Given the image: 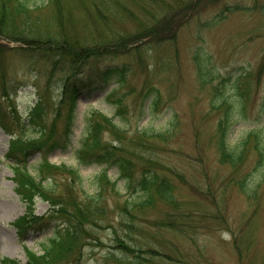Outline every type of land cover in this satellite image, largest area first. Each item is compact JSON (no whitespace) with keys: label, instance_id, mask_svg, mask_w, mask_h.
Returning <instances> with one entry per match:
<instances>
[{"label":"rangeland","instance_id":"rangeland-1","mask_svg":"<svg viewBox=\"0 0 264 264\" xmlns=\"http://www.w3.org/2000/svg\"><path fill=\"white\" fill-rule=\"evenodd\" d=\"M22 1L29 12L0 28V264L25 263L27 251L40 254L41 243L64 226L40 198L32 216L39 219L16 224L26 213L14 181L24 156H9L10 144L36 140L40 126L41 149L29 148L24 167L33 176L43 159L65 167L40 175L50 197L73 216L78 206L91 207L94 218L80 232L78 259L69 256L67 264H132L121 245L144 250L148 264H264V177L255 171L254 140L231 166L221 160L217 132L222 94L233 118L229 147L252 129L264 144V0ZM161 26L167 29L150 33ZM47 40L53 50L35 44ZM65 41L76 60L56 52ZM199 65L210 72L204 83ZM115 67L127 69L124 82L104 83L102 72ZM222 78L229 82L221 85ZM72 84L80 89L66 132L61 92ZM119 98L123 115L114 104ZM35 104L41 125L31 118ZM93 112L121 129L103 130L101 140L121 149L133 181L144 173L166 179L172 204L158 197L128 214L123 208L140 194L134 184L116 181L113 165L77 159ZM53 141L59 146L48 150ZM102 173L108 182L98 180ZM250 176L253 198L238 185Z\"/></svg>","mask_w":264,"mask_h":264},{"label":"trees","instance_id":"trees-1","mask_svg":"<svg viewBox=\"0 0 264 264\" xmlns=\"http://www.w3.org/2000/svg\"><path fill=\"white\" fill-rule=\"evenodd\" d=\"M48 1L52 3V0ZM56 6H59V4H56ZM27 7V3L22 0H0V28L1 26H4L5 21L9 20L13 15H21L29 12ZM166 29L167 26H161L153 29L152 31H150V33L155 34L161 30ZM35 44H44L49 50H53L55 47L52 40H47L43 43L36 42ZM56 52L60 55L71 54L70 56H72V58H75L73 57L71 49L66 41L60 44V48H58ZM199 55L200 54L198 51L195 54V59H197L200 64L201 58ZM74 60H76V58ZM126 71V68H107L102 72V80L104 83H108L109 80L116 78V84L121 85L124 82ZM209 74L210 72L208 73L207 71H205L202 65L198 66V78L201 80V82H206L207 76H209ZM214 78L215 77L213 76L212 79ZM227 82H229L228 78H222L220 81L221 85H225ZM69 85L66 86L61 92V94L63 95L61 98L62 104L68 110V123L66 124V132H68L69 128L71 127L72 113L74 111L80 89L78 85ZM152 90L153 89H149L150 92ZM219 96H221L220 105H222L225 109L223 117L217 124L219 141L218 151L221 160L229 163L231 166H236L241 161L244 154L243 148L246 146L249 140L253 139L254 149L257 151V154L259 156L255 171H263V174L261 176L264 177V144L260 138L258 130H249L247 136L242 139L240 143L236 144L234 147H229L226 140V135L233 119L232 111L229 110L230 106L226 100V97H223L222 94H219ZM114 104L116 105L117 115H123L125 110L122 105V99H116ZM157 105L158 98L153 97L152 106ZM31 118L35 124L37 123L38 125H41V107L39 106V104H35L33 109H31ZM112 119L113 118L107 117L106 115L99 112H93L90 114V116L87 118L85 138L82 142L81 148L77 151V159L82 163H86L87 161H89L90 163L92 162L104 165H113L118 169L119 173L118 179L116 181L124 180L125 185L128 187H131L134 184L131 189H134L133 192L137 191L140 194L138 195V201H132V203L129 205L131 206L130 209H128L126 206L123 208L124 211L128 214L130 213L131 209L132 211H137L140 208L142 209L144 207L153 205L154 200L158 197L163 201L172 204L174 202V199L171 193V186L166 179H160L155 173H146L147 175L144 173L142 174L140 180L134 182L133 178L131 177V163L126 157L123 156L124 153L121 151V149L111 143L107 146L103 145V142L101 140L103 130H111L112 133L117 134L121 130L116 123H113ZM42 132L43 128L42 126H40V136L36 140L25 139L24 141H21V139H13L10 144L9 156H12L17 152H22V156H24L22 159L16 162L17 166L14 167V181L16 184V191L25 203L26 207L25 215H23L18 221H16V224L23 223L33 216V207L36 198H40L41 200L50 204L52 214L61 218L62 224L64 226L52 238H48L46 239V241L41 243L40 254L27 251V258L25 263H20L16 260H10L6 258L1 260L2 264H67L66 259L72 255H74L75 258L78 259L80 254L78 252H75L79 250V243L81 238L80 232L83 233L85 230L83 227L84 222L89 223L94 220L91 214V207L78 206L73 211L75 214V216H73L67 206L61 204L58 201H54L50 197V190L52 187L43 184L45 180H43L44 177H41L40 175L47 171L49 172L52 170H65V167L50 164L43 159L38 166L37 176H33L30 173L29 169L24 167L23 162L25 161L29 148L36 147L37 149H41L40 144H42L41 142L43 141ZM67 135L68 134L66 133V136ZM141 135L144 136L145 134ZM119 141L121 142L122 140ZM56 146H59V143L53 141L49 143L46 148H48V150H51ZM68 172L71 173L70 170H68ZM252 179V176H250L248 177L247 181L241 180L240 182H238L239 190L247 198L254 197V190L250 189ZM98 180L106 182L109 181L105 173H102L98 177ZM32 218L39 219L36 216ZM77 218L80 220L77 221ZM121 246V248L125 250L124 252H126V254L129 256V258L131 257L132 264H148L147 261L149 259H145L142 257V255L145 254L144 250L132 248L127 245Z\"/></svg>","mask_w":264,"mask_h":264}]
</instances>
